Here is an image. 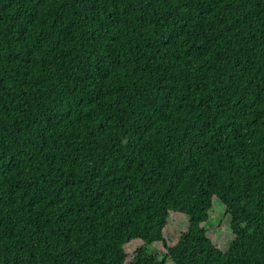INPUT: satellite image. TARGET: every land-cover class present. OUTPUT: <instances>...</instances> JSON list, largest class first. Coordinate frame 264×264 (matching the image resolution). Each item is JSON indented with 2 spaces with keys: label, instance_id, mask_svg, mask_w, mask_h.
<instances>
[{
  "label": "trees",
  "instance_id": "trees-1",
  "mask_svg": "<svg viewBox=\"0 0 264 264\" xmlns=\"http://www.w3.org/2000/svg\"><path fill=\"white\" fill-rule=\"evenodd\" d=\"M0 264H264V0H0Z\"/></svg>",
  "mask_w": 264,
  "mask_h": 264
},
{
  "label": "rangeland",
  "instance_id": "rangeland-1",
  "mask_svg": "<svg viewBox=\"0 0 264 264\" xmlns=\"http://www.w3.org/2000/svg\"><path fill=\"white\" fill-rule=\"evenodd\" d=\"M219 214H221V212L216 211L215 215L211 218V221L208 222L206 227L209 232V235H211L214 239L217 238L222 247H226L230 235L227 229L228 222L226 216L220 219L221 217ZM172 220L169 230V233L171 235H176L179 231L185 229L186 223L184 218L175 217ZM155 250H156L155 248H151L152 253H154Z\"/></svg>",
  "mask_w": 264,
  "mask_h": 264
}]
</instances>
